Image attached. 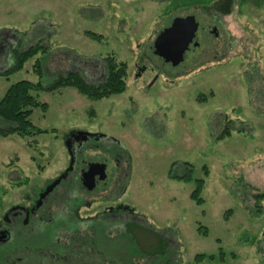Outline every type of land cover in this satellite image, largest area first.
Listing matches in <instances>:
<instances>
[{"label": "rangeland", "instance_id": "374dc122", "mask_svg": "<svg viewBox=\"0 0 264 264\" xmlns=\"http://www.w3.org/2000/svg\"><path fill=\"white\" fill-rule=\"evenodd\" d=\"M213 2L0 0V70L11 64L15 48L37 42L48 48L38 55L40 78L34 58L8 79L0 75V99L20 80L47 87L75 70L97 79L104 73L100 58L107 54L126 62L128 76L125 92L99 101L72 87L33 91L48 107L34 108L31 121L47 132L28 139L0 136V197L8 199L10 188L17 189L12 178L55 175L68 159L64 139L71 131L103 132L127 150L130 204L151 216L155 229L179 231L175 264H196L199 253L214 255L201 264H264V0H233L227 15L215 14ZM189 14L205 27L199 29V45L150 87L145 83L154 72L136 84L137 66H162L152 51L158 32L172 18ZM208 26L218 35L208 33ZM86 31L101 34V42ZM224 125L229 135L217 139ZM10 126L0 119V127ZM172 163L177 176L192 165V176L204 177L202 205L189 197L192 183L169 177ZM3 206L0 202V211ZM199 227L207 228L205 236ZM110 250L136 251L129 234ZM124 258L120 264H131Z\"/></svg>", "mask_w": 264, "mask_h": 264}, {"label": "flooded vegetation", "instance_id": "af4514ba", "mask_svg": "<svg viewBox=\"0 0 264 264\" xmlns=\"http://www.w3.org/2000/svg\"><path fill=\"white\" fill-rule=\"evenodd\" d=\"M197 22L198 36L205 27ZM214 27L206 31L217 36ZM161 65L137 66L136 84L145 73L154 72L145 83L150 87L172 66ZM85 73L90 82L105 76L96 81ZM64 146L68 159L55 175L12 178L17 189L10 188L8 199L0 197V264H120L124 257L131 264H175L179 231L155 229L151 216L129 202L131 165L124 144L103 132L75 130ZM127 234L136 251L127 255L110 250L113 241ZM152 247L158 250L148 253Z\"/></svg>", "mask_w": 264, "mask_h": 264}, {"label": "trees", "instance_id": "16d2710c", "mask_svg": "<svg viewBox=\"0 0 264 264\" xmlns=\"http://www.w3.org/2000/svg\"><path fill=\"white\" fill-rule=\"evenodd\" d=\"M232 2L233 0H214L211 5V9L215 14L227 15L231 12ZM84 34L97 42H101L103 38L101 34L91 31H86ZM47 50V46L41 44L40 42L30 45L22 50L16 48L13 49L11 52L12 62L7 68L0 70V75L5 77V79H8L11 74L21 70L28 60L34 58L32 68L34 73L38 76V78H40L42 76V65L41 59L38 55L39 53H43ZM100 59L103 63L105 76L99 82H90L84 77L81 71L75 70L58 76L54 79L53 83L47 87H43L39 80L36 82L20 80L10 84L0 99V119L11 123L12 126L7 128L0 127V136L17 134L22 138L28 139L33 138L38 134L47 132V130L35 127L31 121V115L34 108L39 107L43 111H46L48 107L46 103H42L36 98L33 91H39L41 89L54 91L65 87H72L86 99L92 101H99L125 92L128 85L126 62L117 59L112 54L104 55ZM160 60L163 63V60ZM225 120L226 123L231 122L226 118ZM229 131V127L224 125L220 133L217 135V139L225 138L229 135ZM30 143L31 142L29 141L27 142L28 145H30ZM16 161L17 157L11 160L9 165L15 163ZM174 164L175 163H172L168 168L167 172L169 177H173L174 179L185 183H192L193 189L191 190L189 197L196 205H202L204 203V198L201 196L205 184L204 177L194 178L192 176V165H185V171L182 172L181 176H177L172 173ZM37 167L39 169L42 168V166L38 163ZM202 168H204V175L206 176L208 174L206 166H203ZM225 212H231V210L228 209ZM199 230L203 236H205L208 232L206 227H199ZM157 250L158 248L154 249L152 247L148 249V253H153ZM222 254L224 253H219V255ZM206 257L208 259H213L214 255L199 253L195 256V263L201 264L203 262V258Z\"/></svg>", "mask_w": 264, "mask_h": 264}, {"label": "water", "instance_id": "95a60500", "mask_svg": "<svg viewBox=\"0 0 264 264\" xmlns=\"http://www.w3.org/2000/svg\"><path fill=\"white\" fill-rule=\"evenodd\" d=\"M215 32V28L212 29ZM198 22L194 15L176 16L161 29L153 41V53L164 63L179 65L186 59L189 45L198 46ZM67 147V144H65ZM93 166L99 164L94 163Z\"/></svg>", "mask_w": 264, "mask_h": 264}]
</instances>
